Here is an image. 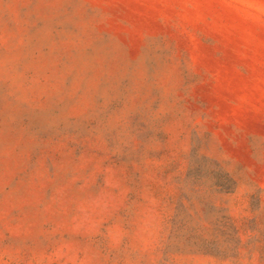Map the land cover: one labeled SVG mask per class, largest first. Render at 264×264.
Masks as SVG:
<instances>
[{
  "label": "rangeland",
  "instance_id": "374dc122",
  "mask_svg": "<svg viewBox=\"0 0 264 264\" xmlns=\"http://www.w3.org/2000/svg\"><path fill=\"white\" fill-rule=\"evenodd\" d=\"M0 264H264V0H0Z\"/></svg>",
  "mask_w": 264,
  "mask_h": 264
}]
</instances>
